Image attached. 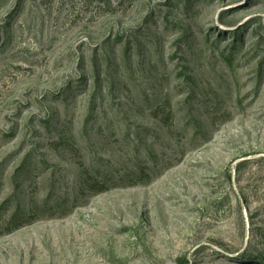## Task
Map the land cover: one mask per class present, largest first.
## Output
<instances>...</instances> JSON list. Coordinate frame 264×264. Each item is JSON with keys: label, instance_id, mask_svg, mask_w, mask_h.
Masks as SVG:
<instances>
[{"label": "rangeland", "instance_id": "1", "mask_svg": "<svg viewBox=\"0 0 264 264\" xmlns=\"http://www.w3.org/2000/svg\"><path fill=\"white\" fill-rule=\"evenodd\" d=\"M261 259L264 0H0V264Z\"/></svg>", "mask_w": 264, "mask_h": 264}, {"label": "trees", "instance_id": "2", "mask_svg": "<svg viewBox=\"0 0 264 264\" xmlns=\"http://www.w3.org/2000/svg\"><path fill=\"white\" fill-rule=\"evenodd\" d=\"M194 188L197 190V188H198V194H197V197H195L191 202L192 203H197L198 202V200H199V187L197 186V185H195L194 186ZM261 262H262V264H264V259H261ZM183 264H186L185 262L183 263Z\"/></svg>", "mask_w": 264, "mask_h": 264}, {"label": "bare ground", "instance_id": "3", "mask_svg": "<svg viewBox=\"0 0 264 264\" xmlns=\"http://www.w3.org/2000/svg\"><path fill=\"white\" fill-rule=\"evenodd\" d=\"M196 192H197V194H198V188H197ZM196 197H197V196H196ZM178 198H180V197H178Z\"/></svg>", "mask_w": 264, "mask_h": 264}]
</instances>
